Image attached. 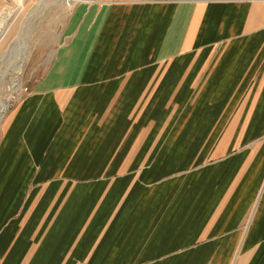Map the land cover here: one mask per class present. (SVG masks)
<instances>
[{
  "label": "crops",
  "instance_id": "obj_1",
  "mask_svg": "<svg viewBox=\"0 0 264 264\" xmlns=\"http://www.w3.org/2000/svg\"><path fill=\"white\" fill-rule=\"evenodd\" d=\"M29 89L0 264H264V0H78Z\"/></svg>",
  "mask_w": 264,
  "mask_h": 264
},
{
  "label": "rangeland",
  "instance_id": "obj_2",
  "mask_svg": "<svg viewBox=\"0 0 264 264\" xmlns=\"http://www.w3.org/2000/svg\"><path fill=\"white\" fill-rule=\"evenodd\" d=\"M73 1L78 0H0V99L10 97L9 108L0 119V131L20 101L17 96L30 94L29 87L44 75L76 3ZM20 61V87L11 93L7 89L12 87L14 68Z\"/></svg>",
  "mask_w": 264,
  "mask_h": 264
},
{
  "label": "bare ground",
  "instance_id": "obj_3",
  "mask_svg": "<svg viewBox=\"0 0 264 264\" xmlns=\"http://www.w3.org/2000/svg\"><path fill=\"white\" fill-rule=\"evenodd\" d=\"M74 2V1H73ZM72 2V3H73ZM27 51V50H26ZM18 57V56H17ZM22 59V58H21ZM25 62V61H24ZM18 63V62H17ZM21 66H23V61L21 62L20 61V64L19 65H17V67L16 68H14V70H15V72H16V74H15V76H14V78H12V87L10 88V89H7L8 90V92H11V93H17L18 92V90H19V87H20V85H19V78H20V76L22 75V71H23V69L21 68ZM7 74H8V72H7ZM9 88V87H8ZM7 92V93H8ZM10 98V97H9ZM8 98V99H9ZM8 99H6V101L5 100H3V98L2 99H0V119H2L3 118V115H4V113L6 112V110L9 108V104H8Z\"/></svg>",
  "mask_w": 264,
  "mask_h": 264
},
{
  "label": "built area",
  "instance_id": "obj_4",
  "mask_svg": "<svg viewBox=\"0 0 264 264\" xmlns=\"http://www.w3.org/2000/svg\"><path fill=\"white\" fill-rule=\"evenodd\" d=\"M23 90H24V92H25V91H26V92H29L28 89L25 90V88H24ZM17 99H18V100H21V99H22V96H21V97H20V95H19V97L17 96Z\"/></svg>",
  "mask_w": 264,
  "mask_h": 264
}]
</instances>
